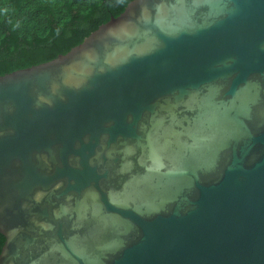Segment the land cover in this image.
I'll return each instance as SVG.
<instances>
[{"label": "water", "instance_id": "obj_1", "mask_svg": "<svg viewBox=\"0 0 264 264\" xmlns=\"http://www.w3.org/2000/svg\"><path fill=\"white\" fill-rule=\"evenodd\" d=\"M0 264H264V0H131L0 75Z\"/></svg>", "mask_w": 264, "mask_h": 264}, {"label": "trees", "instance_id": "obj_2", "mask_svg": "<svg viewBox=\"0 0 264 264\" xmlns=\"http://www.w3.org/2000/svg\"><path fill=\"white\" fill-rule=\"evenodd\" d=\"M129 1L0 0V75L66 53Z\"/></svg>", "mask_w": 264, "mask_h": 264}]
</instances>
